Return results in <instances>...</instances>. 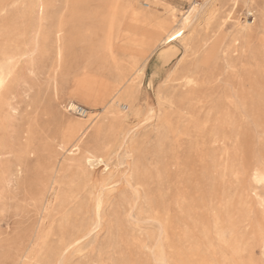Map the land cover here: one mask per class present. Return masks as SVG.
Returning <instances> with one entry per match:
<instances>
[{
	"label": "rangeland",
	"instance_id": "1",
	"mask_svg": "<svg viewBox=\"0 0 264 264\" xmlns=\"http://www.w3.org/2000/svg\"><path fill=\"white\" fill-rule=\"evenodd\" d=\"M46 1L40 46L30 62L19 67L17 80L0 109V150L5 152L0 158V168L14 172L18 161L25 158L21 149L26 143L34 151L26 158L28 169H23L20 180L12 182V190L0 209V260L3 258L0 264H264V183L253 178L255 171L264 172V0L239 3L231 13V18L246 22L249 27L247 50L241 56L237 53L228 56L234 67L231 70L220 59L210 83L200 85L192 98L184 96L185 90L179 89L175 80L166 82L170 77H182L183 67L191 60L182 59L181 44H170L151 55L137 90L140 116H130L128 120L129 128L136 130L134 152L125 160L117 157L119 154L123 157L122 151L112 156L109 171L120 184L112 203L106 207L102 227L80 249L69 252L61 249L60 241L75 232L76 225L92 220V213L82 211L88 203L92 210V201L82 192L73 203L62 207L55 192L42 195V190L55 170L56 177L64 183V192L69 181L89 188L98 184L106 172L104 164L96 166L89 183L77 181L69 172H58L60 165L72 158L59 149L63 120H86L102 112L103 105L93 101L83 104L75 92L90 81L111 82L126 65L119 52L109 55L108 49L87 41L86 29L96 23L94 16L108 11L106 0ZM138 1L142 5L146 0ZM158 1L156 14L162 18L174 16L176 20L189 10L192 2H203ZM209 10L184 30L183 40L192 30L200 38L220 31L222 47L230 48L232 23L219 29L228 7L216 3L214 17L206 25ZM80 16H86V20L81 21ZM62 17H69L65 32L72 40L56 67L53 34ZM36 24V0H0L1 64L4 63L1 54L10 49L11 40L21 41ZM176 64L179 66L175 69ZM206 78L200 79L207 82ZM95 97L99 101L103 95ZM165 97L174 101L172 108H164L172 120L168 127L158 120L163 113L159 98ZM243 97L245 101H241ZM70 99L85 114L73 111L67 105ZM149 107L154 110L152 117L148 115ZM223 111L234 117L228 138L220 135L228 132L226 127L213 124ZM213 133L218 134L216 139ZM225 156H229L228 162ZM187 161L192 164L190 167ZM129 166L135 167L134 179L140 184L135 186L139 190L137 197L124 184L125 177H130ZM38 229L42 239L36 259L33 247ZM160 242L165 245L166 263L158 261Z\"/></svg>",
	"mask_w": 264,
	"mask_h": 264
},
{
	"label": "bare ground",
	"instance_id": "2",
	"mask_svg": "<svg viewBox=\"0 0 264 264\" xmlns=\"http://www.w3.org/2000/svg\"><path fill=\"white\" fill-rule=\"evenodd\" d=\"M247 1L250 0H203L202 3L192 2L189 10L181 14L179 20H176L174 16H171V18L168 17L162 18L158 16L156 14L157 11L155 10L156 6L160 4V1L158 0H146L144 3H142V5L139 4L138 0H106L105 1L108 6V11L105 12V14H96L94 16L96 23L94 25H91L88 29H86V31L88 32L87 41L91 43L95 42L97 44V47L100 49H106V50L108 49L109 55L114 54L115 51L119 52L124 57L126 66L123 67L122 71H120L118 74L112 77L111 82L90 81L87 85L80 87L75 92L76 97L80 99V101H82L83 104H85L84 102L86 101H93L94 103H99L100 105H103L102 112H99L98 114L95 113V115L94 114L90 115L86 120L84 119L68 120L66 115L65 117L67 119L63 120L64 123L61 133L62 137H61V143L59 144V149L63 151L64 154L67 153L68 156H72V158L65 160L63 166L60 165L58 172H69L76 177L77 181H81L83 183H89L94 168L98 165L104 164L106 175L104 174V176L101 178L99 183L96 181L98 184L96 183L92 184V186H90L89 188H88L89 185L84 184L83 186L80 187L77 184H75L74 181L73 182L69 181L66 186L68 189L67 191L64 192V190L62 189V185L64 183L56 177L57 170H55L52 176L50 177L48 186L44 187V189L42 190V195L45 192L46 193L55 192L56 200L58 199L60 201V205L62 207H66L67 205L73 203L75 200H77L80 197L82 192H85L90 202L92 201V210L89 209V203L85 204L82 209L84 213L87 214L92 213L93 215L92 220H89V222L86 223L76 225L75 232H73L67 239H61L60 244L62 246L61 248L62 250L69 252L72 249L73 250L78 249L86 240H88L91 237L93 233H95L102 227V224L104 222L106 207L112 203V199H113L112 196L113 194L115 195V192L117 191V184H120L118 183L119 182L118 179L114 180V175L109 171L110 170L109 161L111 160L112 156L114 155L117 156V154L119 153L118 151H122L124 154L122 158L119 157L120 154L117 156L119 160L120 159L125 160L126 158L131 157L134 152V147L137 139L135 134L136 130H134V128H129L128 120L130 116H134V117L140 116V110L137 107V90L139 86V80L143 75V71L151 55L160 48H167L170 44H181V53H183L182 59L183 57H185L191 60L189 61V63H187V65H185V67H183L182 77L178 79H172L169 76L170 78H168L166 82H172L175 80L177 82L178 88L185 90V92L183 93L184 96H186V98H192L194 92L196 91V89L200 87V85L202 86L203 83L205 84L210 83L209 80H211V76L213 72L216 70V66L220 61V59L225 60L226 68L228 70L229 69L231 70L234 67L229 63L228 56L236 53L238 54V56H241L243 53L246 52L247 37H249V27L247 26L246 22L241 23L237 18L236 19L231 18V13L236 9L239 3L247 4ZM216 3H219L221 7H228L229 9V11L226 14V17H224L222 22L220 23L219 29H222L223 26H225V24L228 22L232 23V27H233L232 29L233 31L231 32L232 46L227 49L226 48L224 49L222 47L221 36L219 33L220 31L218 33L216 32L212 33L211 35H208L204 38H200L197 36L196 31L192 30L189 37L186 38V40H183L184 30L186 28H189V26L192 25L191 23L193 22V20L196 19L198 16H200L203 12H205L206 9H210L209 15L206 17V25L211 23L214 17V6ZM47 5L48 3L46 0H36V20H37L36 28L33 31H30L29 33L24 35V38L19 42L11 40V45H10L11 47L9 46L10 49L5 50L1 54L3 56L2 60L4 63L3 64L0 63V109L3 106V104L6 102V96L10 87L17 80V73L19 67L23 64H28L34 52L40 46L39 35L44 21V17L46 15L45 13L47 11ZM248 13L250 12L248 11ZM78 19L84 21L86 20V16H80ZM69 21H70L69 17H62L57 23L55 32L53 34L54 44L56 46V59H57L56 67H58L62 62L65 52V47L72 40L71 36L66 34L65 32V27L68 26ZM177 32L181 33V35L177 36L176 35ZM172 37H176V38L173 39ZM20 43L22 45H20ZM18 44L20 46H16ZM180 62L181 61H179V63ZM177 65L178 64L175 65V69ZM56 71L57 70H55V72ZM153 75L156 76L157 73L153 72ZM206 76H207L206 78L207 82H205V79L203 80L200 79L201 77L204 78ZM240 79H242V77ZM99 93L103 95V98L98 101L95 96ZM237 93L239 94V92ZM159 100H160V105L162 106L163 109L162 111L163 113L162 115H160L158 120L163 125L168 127L172 123V120L167 116L164 108L166 107L172 108L174 101L171 97L159 98ZM241 101H245V98L243 97ZM67 103H68L67 105H69L71 109H74L76 107L74 104V100L72 99L68 100ZM85 107H87V105H85ZM151 108L150 111L148 112V115L150 116L154 111V110L152 111ZM233 119L234 117L229 111H223V113L215 120L213 124L217 127L218 126L226 127L228 129L232 127ZM220 135L222 137L228 138L231 135V133L228 129V132L221 133ZM212 137L216 139L218 137V134L213 133ZM214 139L212 141H214ZM213 143L215 142H212V145ZM211 147L214 148L215 146H211ZM21 151L25 155V158L20 159L18 161L16 165V170L14 172L4 170V168H0V209L3 205V202L7 194L10 193L12 190V186H11L12 182L14 181L17 182L18 180H20L23 169L26 170L28 169L26 158L29 155L34 154V151L30 149V146L27 143L25 144L24 147H22ZM4 154L5 152L0 150V158H2ZM221 154L223 153L221 152ZM219 156H220L219 158L220 160L221 155ZM227 157L228 158H226L225 156L226 162H228L227 159H229V156ZM216 158H218L217 155ZM220 161L222 162V160ZM119 164H122V161H120ZM187 164H189V167L190 165H192L188 163V161ZM226 167L227 165L225 166V168ZM127 168L129 169L128 171L130 172V177H125V180L123 179L124 177L122 179L125 181L124 184H126L127 187H130L132 189V192H134L135 196L133 197H137L139 195V190L135 188V186L140 184H138L134 179V177L136 176V169L134 166L132 167L129 166ZM193 178L195 179V177ZM253 178L257 183H264V172L255 171L253 174ZM192 182L191 184L193 185ZM21 185L23 184H20V186ZM190 188L188 190H190ZM185 189H183L184 192ZM32 196L34 197V195ZM191 196L193 198V195ZM182 200L184 201V198ZM164 202L166 203L167 201L163 200V203ZM185 202L184 204L186 205L187 203ZM137 207L138 205L136 206V209ZM162 207L164 208V205H162ZM133 208L135 210L134 206ZM160 211H158V213ZM158 220L160 219L158 218ZM170 222L172 224V221ZM159 224L161 225V223ZM29 229L27 230L28 232L30 231ZM161 231L162 230H160V232ZM164 233L167 234L166 231H164ZM41 239L42 238L39 235V229H38L36 232L35 245L33 247V255L34 258L36 259L38 258L41 252ZM168 244L169 243H167V245ZM157 245H158L157 252L159 254L158 261L161 263L162 262L166 263V256H165L166 252L164 248L165 245L161 242L158 243ZM187 249L189 248L187 247ZM2 259L0 261H2ZM24 264H28V262H24Z\"/></svg>",
	"mask_w": 264,
	"mask_h": 264
},
{
	"label": "built area",
	"instance_id": "3",
	"mask_svg": "<svg viewBox=\"0 0 264 264\" xmlns=\"http://www.w3.org/2000/svg\"><path fill=\"white\" fill-rule=\"evenodd\" d=\"M73 111H75L76 113L81 114V115L85 114V111L82 108H79V107H75L73 109Z\"/></svg>",
	"mask_w": 264,
	"mask_h": 264
},
{
	"label": "snow or ice",
	"instance_id": "4",
	"mask_svg": "<svg viewBox=\"0 0 264 264\" xmlns=\"http://www.w3.org/2000/svg\"><path fill=\"white\" fill-rule=\"evenodd\" d=\"M177 36L181 35V33L177 32L176 33ZM173 39H175L176 37H172Z\"/></svg>",
	"mask_w": 264,
	"mask_h": 264
}]
</instances>
